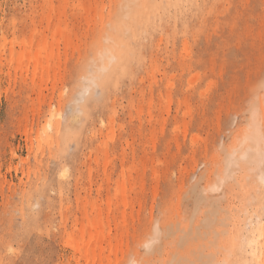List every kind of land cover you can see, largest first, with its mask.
Wrapping results in <instances>:
<instances>
[{
  "label": "rangeland",
  "instance_id": "374dc122",
  "mask_svg": "<svg viewBox=\"0 0 264 264\" xmlns=\"http://www.w3.org/2000/svg\"><path fill=\"white\" fill-rule=\"evenodd\" d=\"M123 2L0 0V264H225L264 226V0H178L135 41Z\"/></svg>",
  "mask_w": 264,
  "mask_h": 264
},
{
  "label": "bare ground",
  "instance_id": "6f19581e",
  "mask_svg": "<svg viewBox=\"0 0 264 264\" xmlns=\"http://www.w3.org/2000/svg\"><path fill=\"white\" fill-rule=\"evenodd\" d=\"M177 3L178 0H151L150 4H147L146 0H124L121 7L116 11V19L113 24L117 30H120L124 26L131 34L133 41H135L136 36L138 35L137 33L139 32L137 29L138 26L146 28L150 23V16L165 7H169L170 5H175ZM34 23L35 22H33V25L30 26V31L33 35L37 34L40 30L39 25ZM53 35L54 34L50 32V36ZM128 47L129 42L127 40L124 38L118 39L117 37H114L113 45L111 47H104V49L100 52V56L101 58L106 59L108 63L114 62L115 66H122L124 69L126 64L124 52ZM46 69H49V65L46 66ZM106 77L107 75L102 77V80L105 81ZM60 115V107L56 109L50 108L47 111L48 127L52 129L55 134H57L60 129ZM260 180L264 183V174L260 175ZM124 193L125 191L122 192L123 195ZM93 208L97 207L93 205ZM260 220L261 219L258 216L256 223L260 222ZM259 224L260 223L257 225L249 223V228L246 230L247 236L244 241L246 245L242 246L239 250V254H242L240 259L234 254V250L236 248L234 239H230V247L232 248L227 253L229 256L226 255L223 259L225 264H259L261 254L264 251V226H259ZM93 237H97L96 239H98V241L101 240L98 238L97 234L91 236V238Z\"/></svg>",
  "mask_w": 264,
  "mask_h": 264
}]
</instances>
